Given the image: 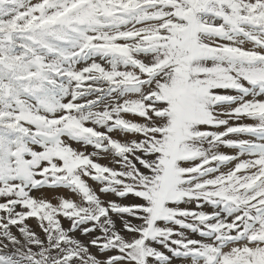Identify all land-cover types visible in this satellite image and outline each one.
<instances>
[{"label": "snow or ice", "instance_id": "snow-or-ice-1", "mask_svg": "<svg viewBox=\"0 0 264 264\" xmlns=\"http://www.w3.org/2000/svg\"><path fill=\"white\" fill-rule=\"evenodd\" d=\"M177 262L264 264V0H0V264Z\"/></svg>", "mask_w": 264, "mask_h": 264}, {"label": "rangeland", "instance_id": "rangeland-1", "mask_svg": "<svg viewBox=\"0 0 264 264\" xmlns=\"http://www.w3.org/2000/svg\"><path fill=\"white\" fill-rule=\"evenodd\" d=\"M89 150H91V149H89ZM224 151H227V152H230V153H233V154H234V150L224 149ZM100 162H101L102 164H106V163H108L107 160H101ZM138 166H139V165H138ZM113 198L115 199V197H113ZM123 202H125V203H132V202H135V201H134L133 199L129 198L128 200L123 201ZM29 223H31L33 226H35V221H34V220L29 221ZM65 226L67 227V224H65ZM177 264H178V262H177Z\"/></svg>", "mask_w": 264, "mask_h": 264}]
</instances>
